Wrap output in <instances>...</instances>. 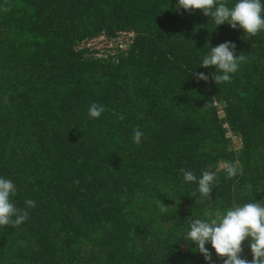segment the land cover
Instances as JSON below:
<instances>
[{"label":"trees","instance_id":"1","mask_svg":"<svg viewBox=\"0 0 264 264\" xmlns=\"http://www.w3.org/2000/svg\"><path fill=\"white\" fill-rule=\"evenodd\" d=\"M176 4L0 0V178L28 212L0 226V264H206L186 239L190 221L264 202V31L216 27ZM102 33L113 52L82 45ZM227 41L246 60L216 85L200 66L207 44ZM181 168L215 174L211 200L195 203Z\"/></svg>","mask_w":264,"mask_h":264},{"label":"clouds","instance_id":"2","mask_svg":"<svg viewBox=\"0 0 264 264\" xmlns=\"http://www.w3.org/2000/svg\"><path fill=\"white\" fill-rule=\"evenodd\" d=\"M177 10L183 9L189 13L197 10L214 21L216 27L227 23L232 29H241L249 37L264 31V3L262 0H237L233 6H229L226 0H177ZM209 46V52L204 55L200 67L214 68L211 79L215 84L230 82L232 74L239 70V66L245 62L244 53L237 54L236 45L227 41L217 46ZM195 78L207 82L209 76L204 73L191 72ZM104 107L92 103L88 109L91 118H99L104 112ZM143 132L136 128L133 130V142L139 144ZM226 178L231 179L238 174V168L234 164L226 165ZM183 179L189 183H196L198 187L191 193L195 197V203H203L211 200L213 184L216 180L214 173L203 171L198 178L192 171L181 168ZM16 188L14 183L5 178H0V226H20L28 218L26 209L18 208L11 201ZM28 208L35 206V201H25ZM161 212H166L169 206H165L161 200L157 201ZM190 230L186 239L193 242L198 252L203 255L206 264H214L212 252L206 248L207 244L215 251L218 259L223 264H264V202L255 201L236 205L223 213L217 212L215 218L209 220L195 219L190 221ZM248 241L252 259L248 260L242 254L243 244Z\"/></svg>","mask_w":264,"mask_h":264},{"label":"built area","instance_id":"3","mask_svg":"<svg viewBox=\"0 0 264 264\" xmlns=\"http://www.w3.org/2000/svg\"><path fill=\"white\" fill-rule=\"evenodd\" d=\"M133 35L134 34L132 32H129V33L123 32L122 36H119L118 39L122 43L123 42L126 43L125 39H129V38L132 39ZM82 45L92 49L93 51H96L97 55L99 56L106 55V54H103L106 49H109V51L112 50L111 52H113V49L116 46L115 42L112 39H110L105 33H102V34H99L98 36L93 37L91 40L87 41L86 44L83 43Z\"/></svg>","mask_w":264,"mask_h":264},{"label":"rangeland","instance_id":"4","mask_svg":"<svg viewBox=\"0 0 264 264\" xmlns=\"http://www.w3.org/2000/svg\"><path fill=\"white\" fill-rule=\"evenodd\" d=\"M234 145H235V147H238V146H239V139H236V140L234 141Z\"/></svg>","mask_w":264,"mask_h":264}]
</instances>
